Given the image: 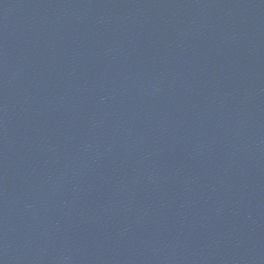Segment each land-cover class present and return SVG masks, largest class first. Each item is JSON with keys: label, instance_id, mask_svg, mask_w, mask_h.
Wrapping results in <instances>:
<instances>
[{"label": "water", "instance_id": "water-1", "mask_svg": "<svg viewBox=\"0 0 264 264\" xmlns=\"http://www.w3.org/2000/svg\"><path fill=\"white\" fill-rule=\"evenodd\" d=\"M0 264H264V0H0Z\"/></svg>", "mask_w": 264, "mask_h": 264}]
</instances>
